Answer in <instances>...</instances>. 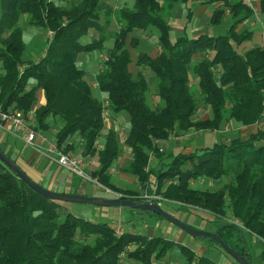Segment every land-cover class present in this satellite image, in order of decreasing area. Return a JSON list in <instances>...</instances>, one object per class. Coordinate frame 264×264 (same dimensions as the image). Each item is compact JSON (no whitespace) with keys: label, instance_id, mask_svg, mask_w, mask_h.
I'll list each match as a JSON object with an SVG mask.
<instances>
[{"label":"trees","instance_id":"trees-1","mask_svg":"<svg viewBox=\"0 0 264 264\" xmlns=\"http://www.w3.org/2000/svg\"><path fill=\"white\" fill-rule=\"evenodd\" d=\"M213 1L223 3L224 8L213 12L212 25H220L227 13L232 19L226 35L194 39L184 35L172 42L165 12L171 14L182 5L191 20L190 0H135L132 10H114L104 0H79L66 6L53 0H0L4 70L0 73V110L34 111L36 127L44 132L50 129V118L57 120L58 147L71 155L80 149L83 159L96 161L91 178L116 193L115 197L140 203L146 200L140 198L144 191L185 211L207 213L213 217L215 233L253 264L245 233L264 242V128L247 139L238 136L190 153L175 154L159 147L160 142L192 129L214 132L230 121L248 128L264 121V47L244 50L254 34L239 30L255 12L245 0ZM104 14L122 27L90 83L78 63L83 56L102 53L111 22L102 23ZM260 14L264 17V0H260ZM23 16L29 26L52 34L38 60H24L27 44L19 25ZM151 28L159 31L161 52L155 57L140 54L137 65L153 74L157 95L164 103L158 109L147 103L148 78L130 71L127 48L130 35ZM130 45L138 47L139 40L132 38ZM196 55L203 58L193 64ZM95 84L106 96L110 114L129 117L124 144L132 159L122 172L136 178L140 192L120 189L113 182L111 170L123 147L117 131L104 134L103 100L95 96ZM39 90L45 104L37 107ZM197 93L210 107L211 118L194 120L200 107ZM199 180L224 183L214 191L193 189L192 182ZM150 202L157 204V200ZM229 215L242 227L230 222ZM79 236L93 240L79 242ZM175 247L186 264H216L165 238L130 232L119 236L107 224L66 213L59 202L36 193L0 161V264H120L124 256L139 264H153ZM261 258L264 262V252Z\"/></svg>","mask_w":264,"mask_h":264},{"label":"rangeland","instance_id":"rangeland-1","mask_svg":"<svg viewBox=\"0 0 264 264\" xmlns=\"http://www.w3.org/2000/svg\"><path fill=\"white\" fill-rule=\"evenodd\" d=\"M195 1L196 0H190L189 7L192 10V18L191 20L188 21V23L185 26H181L182 25L181 21L179 20V17L177 16V14L180 13L183 8H185L184 6L178 5L171 12V14L170 13L167 14V12H165L164 16L168 19L169 23L171 24V28H172V32H171L172 42H174L176 39L184 35H187L191 39L192 38L194 39L200 35H209L213 37H219V36L226 35V33L229 31L230 26L232 25V19L230 15L227 14L228 16L226 15L223 18L220 25L214 26L211 24V20H210L213 12L218 9H223L224 6L222 7L221 5L216 4L217 2H214L213 0H210L209 1L210 3L208 4L197 6ZM73 2L78 3L79 0H72V3ZM104 2L110 5L114 10L118 8L119 9L125 8V9L132 10L134 7L135 0H104ZM185 16H186V13L184 17ZM176 18H178V20H176ZM108 19L111 21L109 29L117 25L118 22L115 20V18L113 16L108 17L106 14H104L102 17V23H105ZM246 24H247V28L245 27ZM246 24L240 26L241 28H239V30L248 29L254 35L251 41L244 45L243 49L245 48V46H247L248 49L252 47H259V46L263 47V44L260 41V33H259L260 31L258 30L259 25H257L255 28H250L249 24L248 23ZM19 25L24 30V40H25V43L27 44V50H26L24 60H28V59L38 60L44 54L47 41L50 39L48 36V32H46L44 29H41V28L29 26L27 24V16L22 17ZM260 25H261V31H262L261 33L263 34L264 21ZM109 31L112 34L109 33V37L107 38V41L104 44V49L102 53L96 54L97 57L99 55L103 56V54H106L108 49H111L113 47L114 34L116 31V27L115 29H110ZM133 37L139 40L140 44L138 45V47L134 48L130 45V41H132ZM145 38H148L147 39L148 43L145 41ZM158 38H159V31L155 28L149 29V31L146 33L145 32H135L133 35H130L127 40V48L129 49L132 61H135V62L138 61L137 59L140 54L148 53L149 51L152 52L153 50L159 51L160 46L158 43ZM79 65L80 64H78V66ZM3 71H4L3 63L0 61V73L2 74ZM89 74H90V77H93L94 75L91 72ZM147 76H148V80L150 83V90L147 93V103L153 109L157 108L155 107L157 104H158L157 106L160 108L164 105V103L160 100V98L157 95L156 82H155V79L152 77L153 74L150 71L149 73L147 71ZM90 77L87 75L86 79L90 80ZM196 82L197 81L194 80V83ZM195 89H196V86H195ZM199 96H200L199 93H197L196 97L199 100V106H200L198 112L200 110H203L204 107L206 106L205 104L202 103V99ZM41 102L44 103V96H43V92L39 90L37 92V107L42 106L40 105ZM211 117H212V113L209 116V118ZM232 122L234 124V128L241 127V125L238 122H235V121H232ZM34 124L36 125L35 121H34ZM227 124L223 125V127L219 131L212 132V131L207 130V131H199L198 133L193 134L189 140L183 141L184 146L186 147L183 150L177 148L175 145L171 147V142H168V141L160 142L159 147L162 148L165 152L169 151V152L178 154L182 152L184 153V151L185 152L190 151V150L195 151L198 149L200 150V149L212 147L216 143L226 142L230 139L238 137L235 132L226 131ZM222 132H225V133H222ZM120 136L123 137L122 135ZM243 139H247V137ZM103 140L100 139L99 145L102 146V144L104 143ZM122 147L124 149L123 145L121 146V148ZM0 148L3 150L2 147ZM17 148H18V151L22 152L25 157L28 154L30 155L32 153L30 149H24V147L19 143H17ZM187 148L189 150L186 151L185 149ZM73 155L78 156L81 159H83L80 155H77V152L74 153ZM123 156H124L123 153H121L117 161L118 164L121 162L122 160L121 158ZM18 161L19 160H16L17 164L20 167H22L23 163L21 162L20 164ZM83 161L88 163L85 170L87 172V175H89L90 177V172L96 169L97 167L96 161H94V163L92 161H86L85 159H83ZM41 166L47 169L48 171L55 172V167L53 166V164L46 161L45 159H43V162L39 166V168ZM117 167H116L117 169L116 174L114 176L112 175L114 184L118 185L119 187H123V188L130 189V190H136L140 192V188L138 186V183L135 181L136 180L135 177L131 175H126V177L123 176L126 180L124 185L118 181V177H120L124 173L121 172V170ZM75 178H79L82 182L86 183V187H87V191L85 193L86 195H81V196H86L89 198H100V199H118L119 198V197H115V196H118L116 193H113L112 191L110 190L108 191V189L101 187L93 179L90 181H85V180H82L78 176H75ZM222 183L224 182L223 181L215 182V181H208V180H199V181H193L191 184V187L193 189H198L202 191H205V190L214 191V190L219 189L222 186ZM45 189L52 191V189L47 188V187ZM52 192H54V190ZM74 193L73 195H75ZM140 193H141L140 198L142 199H144L145 195L152 197L151 200H145L144 202H150V201L157 200V204L161 207L162 210H164L166 213L178 219L184 225L190 228H193L195 230H198V231H204V232H215L216 231L215 224L210 221L211 219H213V217L210 216L209 214L201 212L199 210L185 211L181 209L180 206H178L177 204L163 201L158 196L149 195L145 193L144 191H141ZM59 203L63 207L64 212L71 213L75 215L76 217L82 218L84 220H88V221L98 223V224H107L113 227L114 229L123 230L124 232H130L133 234H140V235L142 234V235H146L150 237H162V238H165L166 240L187 246L191 250L197 252L199 256L205 255L211 260H213L216 264H225V263L238 264V262H236L230 255H228L219 245L210 243L209 241H206V240L194 238L191 235L184 232L183 230H181L176 225L172 224L171 222L165 219H160L152 213L133 210V209L126 208V207H99V206H94V205H83V204H76V203H64V202H59ZM229 216H230L229 221L235 222V220L231 217V215ZM245 237L250 246L252 257L254 259L252 263L256 264V260H259L260 256L264 252V242L254 236L249 235L248 233H245ZM92 240H93L92 238L88 240H84L83 237H80V236L78 237V241L83 242V243H91ZM199 244H202L204 246L203 247L201 245L203 249L197 248ZM124 258L126 260L123 261V264H139L135 260L127 259L126 256H124L123 259ZM157 264H186V260L184 256L182 255V253L180 252V250L177 247H175V248H172L163 258L158 260Z\"/></svg>","mask_w":264,"mask_h":264},{"label":"crops","instance_id":"crops-1","mask_svg":"<svg viewBox=\"0 0 264 264\" xmlns=\"http://www.w3.org/2000/svg\"><path fill=\"white\" fill-rule=\"evenodd\" d=\"M53 1L56 4H59V5H62V6H66L67 4L72 3V0H65V1H63V0H53ZM159 1L161 3H163L164 0L163 1L159 0ZM209 1L210 0H196L195 3L197 4V6L198 5H205V4L210 3ZM245 3L247 5H249L254 10L255 17L252 18L251 20L245 22L244 24L248 23L250 28H255L257 25H259L258 30L260 31L259 32L260 33V41L262 43V33H261L262 31H261V25L260 24L264 21V17L260 14V0H245ZM216 4L221 5L222 7L224 6V4L221 3V2H217ZM185 13H186V16L184 17ZM187 14L188 13H187L186 7L183 8L181 10V12L177 14V16L179 17V20L181 21V24H182L181 26H185L188 23L189 20H187ZM227 14L229 15V13H227ZM176 20H178V18H176ZM115 27H116L115 33H117L121 29L122 25L117 23L116 26H114V27H112L110 29H115ZM245 27L247 28V24L245 25ZM110 29H108V31ZM48 36H49L50 39L52 38L51 33H48ZM90 36L92 37V34H90ZM147 39L148 38H145L146 42H147ZM139 44H140V42H139ZM259 47H261V46H259ZM245 48H248V47L245 46ZM146 52H148V51H146ZM160 52H161V48L159 47V51L153 50L152 52L149 51L146 54H148V55H150L152 57H155V56L159 55ZM105 58H106V54H103V56L99 55L98 57L96 55H94V56L86 55V56L81 57V60L78 63V64H80L79 65L80 68L84 69L87 72V75L89 77H90V74H89L90 72L94 74L93 77H90V80L88 82L92 83V82L95 81L94 80L95 76L101 70L102 61H104ZM202 58H203L202 55H196L194 57V59H193V64H198L202 60ZM129 68H130V71L134 75H138L139 73H142L145 77L148 78V76H147V71L148 70L139 67L137 65V61L136 62L132 61V63H131ZM148 73H149V71H148ZM150 77H151V75H150ZM193 82H194V80H193ZM97 89L98 88H95L93 86V91H94L95 96L98 97L100 100H106V96L104 94H101ZM43 96H44V93H43ZM42 102H43V100H42ZM42 102H41L40 105H44L45 104V96H44V103H42ZM157 105L155 107L159 108ZM210 115H211V109H210L209 106L206 105L203 110H200L197 113V115L195 116L194 120L195 121L206 120V119H209ZM48 123L50 124V129L47 132H44V131L43 132L52 141L56 142V135H57V133L59 131L60 124H59V122H57V120H54L53 118H50ZM105 124H106V129H105V133L104 134H106L110 129H113V130L117 131L118 135H119L120 143L124 146V149L122 150V153H123L124 156L121 158L122 159L121 162L119 164H118V162H116V164H115V166L113 168V171H114L113 172V176H114L116 174V171H117V169H116L117 165H118L117 168H119L121 170V172H122V170L128 166V164L130 163V160L132 159L131 150L124 144V142L126 140V137L128 136V133H129V117L126 116L125 114H113V115L110 114L109 118L105 119ZM263 127H264V121L260 125H255V126H252V127H249V128L248 127H242V126L234 128L233 122L230 121L227 124L226 131H233V132H235L237 134V136H241L242 138H245V137L248 138L251 133H256L258 131V128H263ZM198 132L199 131H196V130L192 129V130L188 131L187 133L182 134L179 137H171V139L168 142H171V147H173V145H175L177 148L183 150L184 148H186L184 146L183 141L184 140L185 141L189 140L190 137L193 134L198 133ZM222 133H225V132H222ZM120 135H122L123 137H121ZM104 137L102 138V140L104 139ZM230 140H228V141H230ZM228 141H226V142H228ZM17 143L21 144L24 147V149H30L32 153L30 155L28 154L25 157L22 152L18 151ZM0 147L3 148L5 153H10L11 154V157H12L11 159H13L15 161L19 160L18 162L20 164L22 162L23 166L21 165L22 166L21 168L35 182H37L40 185L42 184L41 186H43L45 188L46 187L50 188V189H52V191L54 190V192H57V193L73 194L75 192L74 193L75 195H86L85 193L87 191V187H86V183L85 182H82L79 178H75V176L71 175L67 171H64L63 169H60V167H58L55 163L51 162L49 159L38 155L32 148L27 147L25 144H23V142H21L20 140L16 139L14 136H12L10 133H7L3 129H0ZM185 150L187 151L189 149L187 148ZM190 152H193V151H191V150L187 151V152L184 151V153H190ZM81 153L82 152L79 149L77 151V155L81 156ZM43 159H45L46 161H48V162L53 164V166L55 167V172L48 171L47 169H45L42 166L39 168V166L43 162ZM93 163H94V161H93ZM123 176L126 177V174H123L120 177H118V181L121 184L124 185L126 180H125V178ZM135 181L137 182V180H135ZM116 186L118 188H120V189L128 190L126 188L119 187L118 185H116ZM201 245L202 244H199V246L197 248L203 249L204 246L202 245L203 247H201ZM195 253L197 254V256H199L197 252H195ZM125 260L126 259L124 258L121 261L120 264H123V261H125ZM253 261H254V259L252 258V262ZM153 264H157V261H154ZM225 264H230V263H225ZM256 264H264V262L262 261L261 256H260L259 260H256Z\"/></svg>","mask_w":264,"mask_h":264},{"label":"built area","instance_id":"built-area-1","mask_svg":"<svg viewBox=\"0 0 264 264\" xmlns=\"http://www.w3.org/2000/svg\"><path fill=\"white\" fill-rule=\"evenodd\" d=\"M262 44L264 47V31L262 34ZM94 87L96 88L98 85L95 84ZM103 106V116L107 119L110 116V104L107 100H103ZM34 121V111L25 114L18 110H0V129L10 133L27 147L32 148L38 155L49 159L68 173L78 176L85 181L92 180L85 170L88 163L78 156L63 152L55 141H52L43 131L37 129ZM113 172L112 169L111 173L113 174ZM94 181L100 185L96 180ZM144 199L151 200L152 197L145 195ZM235 224L242 227L239 222H235ZM123 233H125L123 230L116 229L117 235L120 236Z\"/></svg>","mask_w":264,"mask_h":264},{"label":"water","instance_id":"water-1","mask_svg":"<svg viewBox=\"0 0 264 264\" xmlns=\"http://www.w3.org/2000/svg\"><path fill=\"white\" fill-rule=\"evenodd\" d=\"M0 161L16 176L23 181L28 187L34 190L36 193L44 196L45 198L64 203H76L83 205H94L99 207H126L133 210L143 211L147 213L155 214L162 219H165L172 224L179 227L181 230L186 232L197 239H211L215 241L228 255H230L238 264H250L249 261L242 256L239 252L233 250L219 235L215 232H204L198 231L193 228H190L178 219L166 213L158 204L152 202H134L128 199H100V198H89L81 195L65 194L52 192L45 189L40 184L36 183L27 173L11 158H9L1 149H0Z\"/></svg>","mask_w":264,"mask_h":264}]
</instances>
